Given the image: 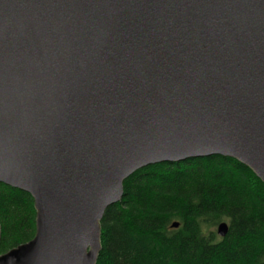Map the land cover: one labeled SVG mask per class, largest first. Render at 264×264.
I'll return each mask as SVG.
<instances>
[{
    "label": "water",
    "instance_id": "95a60500",
    "mask_svg": "<svg viewBox=\"0 0 264 264\" xmlns=\"http://www.w3.org/2000/svg\"><path fill=\"white\" fill-rule=\"evenodd\" d=\"M210 157L264 183V0H0V184L36 212L0 264H97L127 179Z\"/></svg>",
    "mask_w": 264,
    "mask_h": 264
},
{
    "label": "trees",
    "instance_id": "16d2710c",
    "mask_svg": "<svg viewBox=\"0 0 264 264\" xmlns=\"http://www.w3.org/2000/svg\"><path fill=\"white\" fill-rule=\"evenodd\" d=\"M124 189L102 220L97 264H264V183L237 161L149 166ZM35 219L32 197L0 184V255L34 238Z\"/></svg>",
    "mask_w": 264,
    "mask_h": 264
},
{
    "label": "rangeland",
    "instance_id": "374dc122",
    "mask_svg": "<svg viewBox=\"0 0 264 264\" xmlns=\"http://www.w3.org/2000/svg\"><path fill=\"white\" fill-rule=\"evenodd\" d=\"M216 231H217V229H216Z\"/></svg>",
    "mask_w": 264,
    "mask_h": 264
}]
</instances>
